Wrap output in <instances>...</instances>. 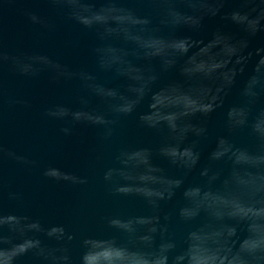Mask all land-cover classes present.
I'll list each match as a JSON object with an SVG mask.
<instances>
[{
  "label": "water",
  "instance_id": "water-1",
  "mask_svg": "<svg viewBox=\"0 0 264 264\" xmlns=\"http://www.w3.org/2000/svg\"><path fill=\"white\" fill-rule=\"evenodd\" d=\"M0 264H264V0H0Z\"/></svg>",
  "mask_w": 264,
  "mask_h": 264
}]
</instances>
